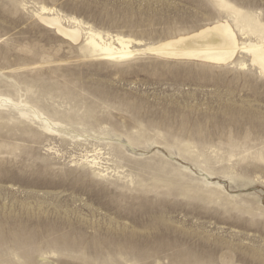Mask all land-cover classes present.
<instances>
[{"label":"rangeland","instance_id":"1","mask_svg":"<svg viewBox=\"0 0 264 264\" xmlns=\"http://www.w3.org/2000/svg\"><path fill=\"white\" fill-rule=\"evenodd\" d=\"M225 1L264 24V0ZM43 6L144 44L236 28L216 0H0V264H264L251 56L94 59Z\"/></svg>","mask_w":264,"mask_h":264},{"label":"bare ground","instance_id":"2","mask_svg":"<svg viewBox=\"0 0 264 264\" xmlns=\"http://www.w3.org/2000/svg\"><path fill=\"white\" fill-rule=\"evenodd\" d=\"M216 1L220 8L230 14V18L233 17L235 27L242 37L255 36L257 41H240L236 28L228 20L216 22L188 36L158 44H144L122 35L103 34L75 18H61V15L54 14L51 8L44 6L38 17L74 43L84 39L81 50L94 59L125 61L137 56L152 55L168 60H201L206 63L225 64L232 61L238 53H243L251 56V64L258 67L264 76V24L253 14L237 9L225 0ZM240 65L246 68L245 64ZM97 159L98 156L89 161L94 168H100L101 162Z\"/></svg>","mask_w":264,"mask_h":264}]
</instances>
